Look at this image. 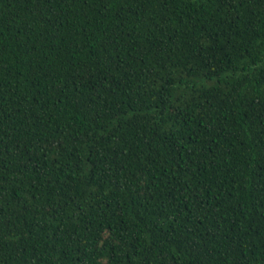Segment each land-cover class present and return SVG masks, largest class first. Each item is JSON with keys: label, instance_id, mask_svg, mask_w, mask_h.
Masks as SVG:
<instances>
[{"label": "trees", "instance_id": "obj_1", "mask_svg": "<svg viewBox=\"0 0 264 264\" xmlns=\"http://www.w3.org/2000/svg\"><path fill=\"white\" fill-rule=\"evenodd\" d=\"M0 264H264V0H0Z\"/></svg>", "mask_w": 264, "mask_h": 264}]
</instances>
